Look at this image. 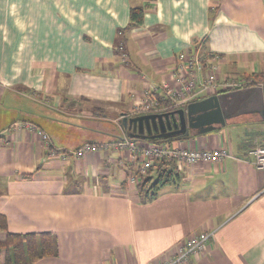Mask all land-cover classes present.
<instances>
[{"label": "crops", "instance_id": "0c3cea01", "mask_svg": "<svg viewBox=\"0 0 264 264\" xmlns=\"http://www.w3.org/2000/svg\"><path fill=\"white\" fill-rule=\"evenodd\" d=\"M144 3L143 23L117 53L118 28ZM190 51L215 58L220 81L263 80L264 0H0V213L10 232L54 233L59 254L34 264H160L210 230L190 264H264V171L248 155L264 147L259 114L174 137L186 147L226 145L231 156L182 165L181 180L147 202L129 181L138 162L115 145L129 131L112 118L147 90L166 95L180 53ZM230 91H201L191 102ZM166 102L159 113L182 108ZM145 114L155 113L130 117Z\"/></svg>", "mask_w": 264, "mask_h": 264}, {"label": "built area", "instance_id": "2783aa9c", "mask_svg": "<svg viewBox=\"0 0 264 264\" xmlns=\"http://www.w3.org/2000/svg\"><path fill=\"white\" fill-rule=\"evenodd\" d=\"M179 58L180 62L172 72L173 82L170 84L166 83L163 87L167 90V98L173 102L175 107L186 106L199 92H211L216 87L238 90L255 84L254 86L264 88V79L259 82L237 80L235 78H226L223 81L218 80L215 75L218 70V64L214 63L215 58L200 59L196 53L191 51L180 53ZM207 66L211 69V75L206 81L201 80L200 72L204 68L206 69ZM135 106L137 107L136 110L140 109L139 111L144 113H159L166 107L151 90H147ZM40 134L44 140L48 141L49 136L47 133L40 132ZM116 147L119 150H127L132 160L139 163L138 170L132 173L129 178V181L135 184L139 175L145 174L157 159L175 160L181 167L182 165L191 166L199 162L215 164L221 162L226 156H231V152L226 145L215 148H193L174 145L165 141L154 142L130 136L120 139ZM96 148L95 145H90L89 143L83 145V149L95 150ZM248 155L253 157V163L256 167L264 171V147L252 148L249 150ZM214 234L215 231L210 230L192 236L185 243L180 244L160 264H190V258L201 253Z\"/></svg>", "mask_w": 264, "mask_h": 264}, {"label": "water", "instance_id": "95a60500", "mask_svg": "<svg viewBox=\"0 0 264 264\" xmlns=\"http://www.w3.org/2000/svg\"><path fill=\"white\" fill-rule=\"evenodd\" d=\"M257 113L264 119V88L252 86L214 94L170 112L127 117L129 136L144 140L189 137L226 125L243 114Z\"/></svg>", "mask_w": 264, "mask_h": 264}, {"label": "trees", "instance_id": "16d2710c", "mask_svg": "<svg viewBox=\"0 0 264 264\" xmlns=\"http://www.w3.org/2000/svg\"><path fill=\"white\" fill-rule=\"evenodd\" d=\"M149 3L135 5L130 8V21L124 28H118V34L124 35L116 46V52H124L126 46V32L133 26L141 25L144 21L145 10ZM251 77H260L251 75ZM166 95L157 96L163 103ZM166 102V103H167ZM169 103V102H168ZM174 138V137H173ZM173 138L152 140L154 142H169ZM90 145H94L90 142ZM139 166V163H138ZM180 166L175 160L157 159L154 164L143 175H139L136 183L137 191L142 201L147 202L160 195L163 187L177 183L182 178ZM138 170V167H137ZM136 170V171H137ZM58 243L52 232H28L13 233L8 231L7 220L4 214L0 213V264H34L37 260L57 256Z\"/></svg>", "mask_w": 264, "mask_h": 264}, {"label": "rangeland", "instance_id": "374dc122", "mask_svg": "<svg viewBox=\"0 0 264 264\" xmlns=\"http://www.w3.org/2000/svg\"><path fill=\"white\" fill-rule=\"evenodd\" d=\"M206 56V55H205ZM201 58V57H200ZM202 59V58H201ZM204 59V58H203ZM255 84H252V85H249V87H251V86H254ZM189 105V104H188ZM188 105H186V107L188 106ZM1 106V105H0ZM137 109V107L135 106L134 108H133V110H131L130 112H131V114H129L130 112H128L127 114H123V115H120V116H118V117H116V118H112V121L114 122V123H116V124H120L121 123V121L123 122V120L125 119V118H129L130 116H133V113H144V112H141V111H139L140 109H138V110H136ZM103 112H100L99 114H95V115H97V119H96V121H97V123L98 124H100L99 122L101 121V120H103L104 119V115L102 114ZM66 117V119H68L70 122H73V120H71L69 117H67V116H65ZM105 117H109V116H105ZM5 121V117L3 116L1 119H0V125L3 123ZM86 122L87 123H91L92 121L90 120V119H88V120H86ZM106 124L109 126V127H114V124L113 123H111V122H109V121H106ZM29 125V127L30 128H33V129H38L36 126H35V124H33V123H29L28 124ZM124 125V124H123ZM75 128V127H74ZM115 128V127H114ZM114 131L116 130V129H113ZM112 131V130H111ZM42 133V132H44L43 130L42 131H40L39 130V133ZM42 136V135H41ZM126 137V136H125ZM122 138H124V137H122ZM122 138H119V139H117L116 140V142H115V145H117V142L120 140V139H122ZM149 142V141H148ZM86 143V142H85ZM85 143L83 144V145H85ZM202 163H205V162H202ZM212 239V238H211ZM209 243V242H208ZM206 249H207V246L205 247V249L201 252V253H199L198 255H195V256H192V257H195V258H199L202 254H203V252L204 251H206ZM191 257V258H192ZM190 258V259H191Z\"/></svg>", "mask_w": 264, "mask_h": 264}]
</instances>
